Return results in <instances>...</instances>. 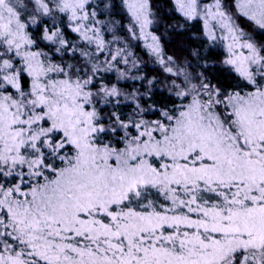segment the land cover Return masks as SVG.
I'll return each instance as SVG.
<instances>
[{"label":"snow or ice","instance_id":"snow-or-ice-1","mask_svg":"<svg viewBox=\"0 0 264 264\" xmlns=\"http://www.w3.org/2000/svg\"><path fill=\"white\" fill-rule=\"evenodd\" d=\"M0 264H264V0H0Z\"/></svg>","mask_w":264,"mask_h":264}]
</instances>
